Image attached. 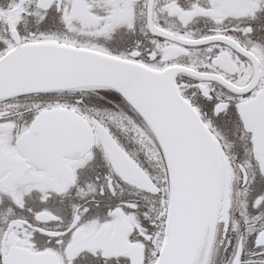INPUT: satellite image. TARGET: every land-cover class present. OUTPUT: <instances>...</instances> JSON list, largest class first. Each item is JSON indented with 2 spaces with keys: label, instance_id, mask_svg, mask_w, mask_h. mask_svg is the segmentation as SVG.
<instances>
[{
  "label": "snow or ice",
  "instance_id": "obj_1",
  "mask_svg": "<svg viewBox=\"0 0 264 264\" xmlns=\"http://www.w3.org/2000/svg\"><path fill=\"white\" fill-rule=\"evenodd\" d=\"M0 264H264V0H0Z\"/></svg>",
  "mask_w": 264,
  "mask_h": 264
}]
</instances>
